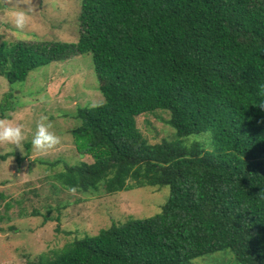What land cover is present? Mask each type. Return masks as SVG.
Instances as JSON below:
<instances>
[{"label": "trees", "instance_id": "16d2710c", "mask_svg": "<svg viewBox=\"0 0 264 264\" xmlns=\"http://www.w3.org/2000/svg\"><path fill=\"white\" fill-rule=\"evenodd\" d=\"M78 29L75 42L0 43L10 83L92 55L104 100L79 107L72 130L91 160L53 177L84 196L165 185L170 194L156 215L74 238L39 264H191L215 253L264 264V0H80ZM150 113L171 138L151 142L160 131L138 127Z\"/></svg>", "mask_w": 264, "mask_h": 264}, {"label": "rangeland", "instance_id": "374dc122", "mask_svg": "<svg viewBox=\"0 0 264 264\" xmlns=\"http://www.w3.org/2000/svg\"><path fill=\"white\" fill-rule=\"evenodd\" d=\"M27 6L32 9L29 23L19 30L10 18L15 10L26 8L25 0H0V43L77 41L80 0H27ZM102 100L91 53L33 69L23 82L10 83L0 76V107H8L0 119L20 124L25 135L22 150L0 143V264H39L42 253L61 249L74 238L95 235L113 223L154 216L167 201L168 185L113 194L101 187L84 196L53 177L66 164L91 160L78 151L72 130L79 124V107ZM157 113L168 116L161 110ZM156 117L152 113L139 116L138 127L150 138L160 131L151 142L171 138L172 128ZM37 123L49 125L59 143L44 151L34 149L30 141ZM201 141L211 147L208 134L202 135ZM41 160L58 163L50 168ZM81 197L83 201L78 200ZM191 264L231 263L228 255L215 253Z\"/></svg>", "mask_w": 264, "mask_h": 264}, {"label": "clouds", "instance_id": "9594fccd", "mask_svg": "<svg viewBox=\"0 0 264 264\" xmlns=\"http://www.w3.org/2000/svg\"><path fill=\"white\" fill-rule=\"evenodd\" d=\"M26 8L15 10L11 15V23L19 30H23L29 23V13L31 7L27 6V0H25ZM264 107V100L259 104ZM49 125L44 123H37L35 131L31 137V145L37 151H44L52 148L59 143V138L52 131L49 130ZM25 140L24 130L18 123L14 124L7 120L0 119V143L7 142L13 145L15 148L21 149V143ZM264 192V190H262ZM261 199H264V195H260Z\"/></svg>", "mask_w": 264, "mask_h": 264}]
</instances>
